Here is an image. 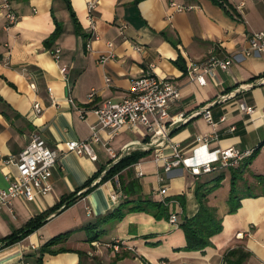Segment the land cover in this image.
Wrapping results in <instances>:
<instances>
[{"label":"crops","instance_id":"crops-1","mask_svg":"<svg viewBox=\"0 0 264 264\" xmlns=\"http://www.w3.org/2000/svg\"><path fill=\"white\" fill-rule=\"evenodd\" d=\"M11 1L19 17L15 25L8 26L0 8V189L18 175L6 161L17 158L33 135L40 134L60 156L50 195L32 203L14 199L11 208L0 210V264H231L228 254L239 249L248 253L246 264H264V53H245L250 36L264 32V0H228L230 10L212 0H99L92 12L88 5L93 0ZM110 52L113 57L101 64ZM211 56L229 57L233 65L210 72L202 86L190 79L187 68ZM150 70L178 87L180 99L170 106V115L187 119L169 127L162 147L147 149L150 138L143 128H123L112 136L99 133L97 161L65 152L66 142L92 136L98 123L95 108L122 101L131 80ZM35 103L43 107L42 115H35ZM207 107L213 123L202 114ZM199 139L210 151L233 148L241 155L233 167L248 197L234 213L227 204L231 167L197 177L184 166L164 173V162L155 161L159 153L171 159L175 146L189 158L204 145ZM106 145L118 154L130 145L121 159L132 152L149 153L131 167L132 176L139 179L143 197L169 204L168 218L129 213L119 221L106 219L126 199H112L117 191L113 181L100 184L113 166ZM221 175L208 199L218 210L222 230L205 249L187 251L180 224L199 211L198 185ZM124 178L128 181L126 172ZM163 186L167 192L161 196ZM44 213L42 225L20 237L30 220ZM172 214L178 217L176 225L169 220ZM13 234L18 240L10 243Z\"/></svg>","mask_w":264,"mask_h":264},{"label":"built area","instance_id":"built-area-1","mask_svg":"<svg viewBox=\"0 0 264 264\" xmlns=\"http://www.w3.org/2000/svg\"><path fill=\"white\" fill-rule=\"evenodd\" d=\"M99 0L89 2V12H92ZM11 0H1L0 8L2 15L5 18L8 26L15 25L18 22V15L13 11ZM110 51L113 49V44L108 45ZM60 50L56 51V58H59ZM246 55H256L264 53V32L256 33L249 38V48L245 51ZM113 57L110 52L108 56L101 58L100 63L106 64ZM233 65L231 58H218L211 56L205 62L189 64L187 68L188 76L191 80L198 82L200 85H206L205 76L210 72L220 69L222 71L229 70ZM64 75L67 73V68L61 69ZM111 79L106 77V83L109 84ZM32 89H36L35 84L31 85ZM96 91L93 90L88 97L89 103L94 101ZM226 96L221 97L220 101H225ZM180 99L178 87L169 79H164L157 76L152 70L146 72L142 77L131 80L129 95L120 102L107 101L101 106L94 109L97 116V126L93 128L92 136L87 140L76 141L71 140L65 143L66 153H75L77 155H86L91 160L97 161L98 155L95 151V146L100 142L99 133L108 131L110 135L117 134L123 128L145 130V136L150 138V142L145 147L155 146L162 147L164 141L169 140V127L178 126L187 121L184 115L173 117L170 115V106ZM248 112H252L251 108L244 107ZM35 115H42L43 107L40 103L33 105ZM203 116L209 123H213L212 113L210 108H205ZM204 145L193 150V154L189 158H184L179 154L178 148H173V156L167 159L162 154L155 156V161L164 162V173H169L173 168L184 166L193 176H202L209 174L219 168H228L237 165L240 159V154L235 149L210 151ZM107 146V145H106ZM131 146L126 145L122 148L120 154L116 153L111 147L107 146V152L112 159L113 165L116 164L123 154L130 151ZM213 154L215 157H206V152L203 149ZM207 152V153H208ZM59 152L51 149L45 139L40 134H35L29 146L17 157L10 158L6 164L15 167L18 175L10 183L7 189H0V210L4 207L11 208L14 199H20L27 203L37 201L39 198H45L53 191L51 179L53 170L58 164ZM217 162H214L215 160ZM202 162L210 163L200 166ZM200 166V167H199ZM160 182L163 184L164 177H160ZM167 189L163 186L160 188L159 194L164 196ZM124 198L120 191L112 194L114 201ZM169 205L166 201H163ZM172 224H178V217L172 214L169 218Z\"/></svg>","mask_w":264,"mask_h":264},{"label":"trees","instance_id":"trees-1","mask_svg":"<svg viewBox=\"0 0 264 264\" xmlns=\"http://www.w3.org/2000/svg\"><path fill=\"white\" fill-rule=\"evenodd\" d=\"M140 1L142 0H137V3ZM212 1L220 6L225 7L228 10H230L231 8L228 0ZM72 15L77 26V32L79 34H82L74 13ZM58 34L59 30L56 31L53 38L55 39ZM147 154L149 153L132 152L130 155L123 157L116 164H114L101 179L100 184L108 181H113L117 191H120L124 196H126L125 201L115 211L109 213L106 216L107 220L119 221L129 213H147L152 215L157 220L168 218V205L161 201H156L150 197H143L142 186L139 179L132 176L131 167L137 164L142 158L147 156ZM242 166L240 165L238 169H242ZM230 171L232 172L233 177L227 204L229 213H234L240 208L241 200L248 196H245L244 192L237 184V181H239L240 172H237V169L234 170V167H231ZM124 172H126V175L128 176V181L124 178ZM261 178L264 181V177L262 176ZM222 179L223 175L206 184H200L197 187V197L200 204L199 211L192 218L184 217L182 223L180 224V228L185 234L187 251H201L205 249L210 244L211 238L219 234L222 230V219L218 215V210L217 208L209 204L208 199V196L217 188H219ZM93 180L94 178L91 179L87 184H92ZM247 190L249 189H246V191ZM254 196L256 195H252L251 197ZM68 205L69 204L65 206L67 207ZM65 206L64 208H66ZM45 219L46 213L31 219L30 222L26 225V228L21 232L20 237L28 235L30 232L40 227ZM95 229L96 228H93V230ZM87 230H90V228ZM16 235L17 234H13L10 237V243L16 242L18 240V237ZM97 235V237H99V234ZM63 237L64 236L57 237L50 241L44 247L42 252L46 250V247L51 246ZM64 251L65 250L63 249L56 250L53 251L52 254H58ZM247 258L248 253L241 249L234 250L228 254V261L231 264H246Z\"/></svg>","mask_w":264,"mask_h":264},{"label":"bare ground","instance_id":"bare-ground-1","mask_svg":"<svg viewBox=\"0 0 264 264\" xmlns=\"http://www.w3.org/2000/svg\"><path fill=\"white\" fill-rule=\"evenodd\" d=\"M140 148V147H139ZM132 149V148H131ZM203 152V151H202ZM211 155V154H210ZM214 155V154H213ZM217 160V159H216ZM218 161V160H217ZM217 161H215V162H217ZM212 163V162H211ZM211 163H205V164H203V165H200V166H204V165H208V164H211ZM199 166V167H200Z\"/></svg>","mask_w":264,"mask_h":264},{"label":"rangeland","instance_id":"rangeland-1","mask_svg":"<svg viewBox=\"0 0 264 264\" xmlns=\"http://www.w3.org/2000/svg\"><path fill=\"white\" fill-rule=\"evenodd\" d=\"M208 147V145H206Z\"/></svg>","mask_w":264,"mask_h":264}]
</instances>
